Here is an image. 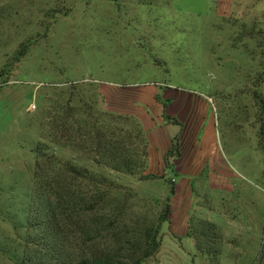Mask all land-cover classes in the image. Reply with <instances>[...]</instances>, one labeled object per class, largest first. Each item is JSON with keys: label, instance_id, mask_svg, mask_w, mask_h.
<instances>
[{"label": "rangeland", "instance_id": "obj_1", "mask_svg": "<svg viewBox=\"0 0 264 264\" xmlns=\"http://www.w3.org/2000/svg\"><path fill=\"white\" fill-rule=\"evenodd\" d=\"M70 100L80 109L76 125L99 120L107 136L116 131L131 173L97 165L87 141L78 150L57 145L53 124ZM91 105L92 120L84 114ZM263 121L264 0H0V264H17L13 256L24 251L21 222L41 144L61 163L114 181L108 212L140 235L160 223L171 182L178 185L176 209L161 225L164 246L143 264H261ZM212 140L240 174L233 198L241 202L225 219L200 215L215 195L201 175L187 184L169 170L196 159L201 169ZM77 185L86 198L97 192L89 179ZM201 219L223 220L230 231L220 232V257L188 252V220L194 228Z\"/></svg>", "mask_w": 264, "mask_h": 264}, {"label": "trees", "instance_id": "obj_2", "mask_svg": "<svg viewBox=\"0 0 264 264\" xmlns=\"http://www.w3.org/2000/svg\"><path fill=\"white\" fill-rule=\"evenodd\" d=\"M28 48L27 45L22 46L16 62L27 54ZM72 104L70 100L64 116H60L58 123L53 124L58 135L57 145L78 150L87 146V141L98 154L95 159L97 165L106 166L115 172L131 173L132 161L126 154L124 143L115 139L116 131L109 130L107 136L99 120L89 125L77 121L76 125L72 119L80 109ZM93 113L91 105L84 114L92 120L95 116ZM176 122V125L181 126L180 121ZM261 134L264 136V121ZM45 146L38 145L33 151L39 161L35 187L26 195L25 219L21 227L26 229L27 237L24 251L13 256L17 264H143L159 251L162 245L161 225L168 221L171 214L170 196L160 223L140 235L136 230L131 231L126 225L119 224L120 214L108 212L110 192L119 188L114 181L101 175L93 176L89 170L78 168L72 161L61 163L54 153L46 152L49 149L45 150ZM62 168H65V173L61 171ZM53 169L58 171L54 172ZM153 176L143 175L142 178L149 180L155 178ZM80 179L93 181L97 185L96 194L86 198L80 193L77 190ZM172 183L171 196L175 194ZM95 213L100 215L93 219ZM192 223L196 225L190 228V236L195 240L197 252L211 259L220 257L222 235L218 227L209 220L201 219ZM108 237L110 242L106 240ZM259 260L264 264V245Z\"/></svg>", "mask_w": 264, "mask_h": 264}, {"label": "crops", "instance_id": "obj_3", "mask_svg": "<svg viewBox=\"0 0 264 264\" xmlns=\"http://www.w3.org/2000/svg\"><path fill=\"white\" fill-rule=\"evenodd\" d=\"M170 103H172V102H170ZM217 145L219 146V143L218 144H217V142L215 143V140H212L207 144V146L205 148L206 156H205V158H203V160L201 162V163H203V166L201 169L197 170L200 162L197 163V159H196L193 161L191 166H186L183 164H181V165L175 164V165H172L171 167H169L170 168L169 170L172 171L173 174L177 178H179L178 174L182 175L184 178L185 177L189 178V180L187 181V184L191 183L192 179L195 180L197 177L202 176L203 179L205 180V182L202 184H204V186L206 184V186H208V188L211 191H213L215 195H212L213 197L210 195V198L212 197V199L210 201H213V202H212V206L211 205L209 206V211L206 207H203V208L200 207V210H201L200 215L202 217L206 218L207 213L210 214L213 212V213L218 214L221 218L225 219L226 218L225 213L230 212V211H234L235 208L237 209V207H238L237 204L238 203L240 204V202H241L240 201L241 199L236 200L233 198L236 196V194H235L236 181L240 178V174H237L236 172H234L229 167L228 162L222 156L221 146H219V148H218ZM197 150L200 151V149H197ZM180 154H181L180 157L182 158L184 155L182 153H180ZM178 159L179 158H177L175 160L176 163H178ZM150 171H152V167H148L147 170L145 169L146 174L149 173ZM169 174L171 175V172ZM162 177H164V176H162ZM177 186L178 185H176V186L174 185L175 194L173 196H171L169 194V196L171 197V203H170L171 204V212H174L176 209V207H174V205H173V202H174V198L178 196L177 193H179ZM235 216L236 215H234L230 219V222H229V225L231 227L230 231H235V229L237 228V226H236L237 224L235 222V220H236ZM189 218L190 217H188L187 219H189ZM210 219H212V218H210ZM207 220H209V219H207ZM209 221H211V220H209ZM212 221L218 227V229L220 230L222 235H224L226 237L229 236L228 233L230 231L226 232L223 228L225 225L223 223L224 222L223 220H221V222H215L214 220H212ZM174 223H176V222H174ZM178 226H180V225H178ZM190 228H191V223H190V220H188V225L186 226V229L188 232L186 233L183 240H186V244H190L188 247V252L193 253V252H196L197 249H196V245H195V240L190 236ZM172 231H174V233H176L174 228H172ZM241 233L243 234L242 231L240 232V235H241ZM162 246H164V242H163Z\"/></svg>", "mask_w": 264, "mask_h": 264}]
</instances>
